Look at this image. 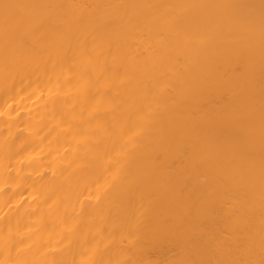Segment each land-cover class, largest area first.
<instances>
[{
	"label": "bare ground",
	"instance_id": "6f19581e",
	"mask_svg": "<svg viewBox=\"0 0 264 264\" xmlns=\"http://www.w3.org/2000/svg\"><path fill=\"white\" fill-rule=\"evenodd\" d=\"M0 264H264V0H0Z\"/></svg>",
	"mask_w": 264,
	"mask_h": 264
}]
</instances>
